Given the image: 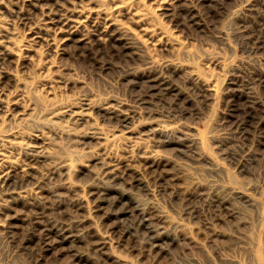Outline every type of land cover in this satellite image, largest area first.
Segmentation results:
<instances>
[{"label":"rangeland","instance_id":"obj_1","mask_svg":"<svg viewBox=\"0 0 264 264\" xmlns=\"http://www.w3.org/2000/svg\"><path fill=\"white\" fill-rule=\"evenodd\" d=\"M263 12L0 0V264H264Z\"/></svg>","mask_w":264,"mask_h":264},{"label":"bare ground","instance_id":"obj_2","mask_svg":"<svg viewBox=\"0 0 264 264\" xmlns=\"http://www.w3.org/2000/svg\"><path fill=\"white\" fill-rule=\"evenodd\" d=\"M36 1V0H35ZM56 1V0H55ZM207 1V0H206ZM217 1V0H216ZM260 1V0H259ZM21 2H22V0H21ZM49 2V1H48ZM211 2V1H210ZM256 3V2H255ZM262 3V2H261ZM205 4V3H204ZM257 4V3H256ZM262 5V4H261ZM255 6V5H254ZM258 6H259V4H258ZM257 6V7H258ZM14 7V6H13ZM20 8V7H19ZM26 8V7H25ZM181 8V7H180ZM259 8V7H258ZM46 10V9H45ZM47 11V10H46ZM255 11V10H254ZM27 12V11H26ZM48 12V11H47ZM253 12V11H252ZM256 12V11H255ZM262 12V11H261ZM15 13V12H14ZM13 13V14H14ZM17 13V12H16ZM70 13V12H69ZM68 13V14H69ZM104 13V12H103ZM101 11H98V12H96V14L93 16V15H90V16H88L87 18H90V19H92V20H95V26L98 28V27H100V24H97V22L99 23L101 20H103V21H107L108 20V18H107V16L105 15V14H103ZM184 13V12H183ZM257 13V12H256ZM264 13V12H263ZM263 13H261V14H263ZM194 14V13H193ZM23 15V14H22ZM252 15H254V14H252ZM27 16V15H26ZM262 16V15H261ZM23 17V16H22ZM46 17V16H45ZM254 17V16H253ZM252 17V18H253ZM259 17V16H258ZM182 18V17H181ZM189 18V17H188ZM252 18H250V19H252ZM257 19H259V18H257ZM263 19H264V17H263ZM263 19H261V20H263ZM24 20V19H23ZM27 20V19H26ZM30 20V19H29ZM45 20V19H44ZM179 20V19H178ZM181 20V19H180ZM247 21V20H246ZM251 21V20H250ZM249 22V21H248ZM23 23V22H22ZM27 23H29V22H27ZM71 23H72V25H73V27L72 28H78L77 27V25L78 24H81V22H78V21H76V20H74V19H72V16H69V17H66L65 19H62V20H58V21H55V23H54V25L55 26H58V25H62V27H64V26H68V25H71ZM192 23V22H191ZM253 23V22H252ZM260 23V22H259ZM48 24V23H47ZM247 24V23H246ZM254 24H255V21H254ZM23 25V24H22ZM53 25V24H52ZM260 25V24H259ZM262 26H263V24H261ZM251 26V25H250ZM262 26H260V27H262ZM69 27V26H68ZM111 27V26H110ZM195 27V26H194ZM197 27V26H196ZM243 27V26H242ZM112 28V27H111ZM251 28V27H250ZM253 28V27H252ZM263 28V27H262ZM36 29V28H35ZM39 29V28H38ZM241 29V28H240ZM254 29V28H253ZM44 30V29H43ZM97 30V29H96ZM99 30H101V29H99ZM248 30V29H247ZM259 30H261L260 28H259ZM112 31H113V28H112ZM252 31V30H251ZM256 31H258V29L256 28ZM33 31H31V33H32ZM45 32V31H44ZM100 32V31H99ZM245 33H246V31H244ZM243 32V33H244ZM254 32V31H253ZM258 32H260V31H258ZM262 32V31H261ZM34 33V32H33ZM98 33V32H97ZM107 33V32H106ZM111 33V32H110ZM239 33V32H238ZM250 33V32H249ZM80 34V33H79ZM246 34H248V32L246 33ZM263 34H264V31H263ZM34 35V34H33ZM45 35V34H44ZM97 35V34H96ZM101 35V34H100ZM103 35V34H102ZM238 35H241L240 33L238 34ZM244 35V34H243ZM252 35V34H251ZM257 35V34H256ZM256 35H254V37L252 38H248V39H244L245 41L243 42V41H241V42H243L244 44H245V42H246V47L247 48H253V47H255V46H257L258 44H261V41H260V39H262L261 38V35H259L258 34V36H256ZM98 36V35H97ZM106 36V35H105ZM109 36V35H108ZM253 36V35H252ZM255 36L257 37V39L255 38ZM240 37V36H239ZM238 37V38H239ZM247 38V37H246ZM264 38V37H263ZM40 39V38H39ZM69 40V39H68ZM243 40V39H242ZM257 40V41H256ZM264 40V39H263ZM112 41V40H111ZM66 42V41H65ZM113 43V42H112ZM242 43V44H243ZM111 44V43H110ZM241 44V43H240ZM241 44V45H242ZM243 44V45H244ZM263 44V43H262ZM53 45V44H52ZM240 45V46H241ZM2 47V46H1ZM244 48V47H243ZM260 48V47H259ZM1 49H3V48H1ZM26 49V48H25ZM258 49V48H257ZM256 49V50H257ZM27 50V49H26ZM243 50V49H242ZM247 50V49H246ZM260 50V49H259ZM248 51V50H247ZM247 51H246V53H247ZM7 52V51H6ZM28 52V51H27ZM113 52V51H112ZM123 52H125V51H123ZM249 52V51H248ZM255 52V51H254ZM258 52V51H257ZM259 52H261V51H259ZM87 53V52H86ZM89 54V53H88ZM252 54V53H251ZM254 54V53H253ZM262 54V53H261ZM9 55V54H8ZM6 56H7V54H6ZM9 57V56H8ZM118 57V56H117ZM10 59V58H9ZM130 59V58H129ZM6 60V59H5ZM170 71V70H169ZM252 72H254V71H252ZM258 72V71H257ZM260 72V71H259ZM261 73V72H260ZM259 73V74H260ZM174 74V73H173ZM163 75H164V73H163ZM261 75V74H260ZM172 76V75H171ZM168 77V76H167ZM248 77V76H247ZM260 77V76H259ZM154 78V77H153ZM162 80H163V78H162ZM169 80H170V78H169ZM238 80H239V78H238ZM251 80H252V78H251ZM263 80H264V78H263ZM236 82V81H235ZM250 82H252V81H250ZM254 82V81H253ZM260 82H261V78H260ZM237 83H239V82H237ZM162 84H164V82L162 81H159V82H155L154 81V84H151L152 86H150L149 87V89L150 90H153L154 88H156V87H158V86H162ZM260 84V83H259ZM262 85H263V83H262ZM261 85V86H262ZM195 86V85H194ZM245 86V85H244ZM250 86V85H249ZM251 86H252V84H251ZM163 87V86H162ZM166 87V86H165ZM205 87V86H204ZM243 87V86H242ZM253 87V86H252ZM255 87H257V86H255ZM247 88V87H246ZM254 88V87H253ZM261 88V87H260ZM196 89V88H195ZM159 90V89H158ZM247 90V89H246ZM258 90V89H257ZM248 91V90H247ZM250 91V90H249ZM256 91V90H255ZM158 92V91H157ZM160 92V91H159ZM258 92V91H257ZM143 93V92H142ZM196 93V92H195ZM203 93V92H202ZM206 93V92H205ZM240 93H242V92H240ZM148 94H150V93H148ZM199 94V93H198ZM244 94V93H243ZM250 94V93H249ZM168 95V94H167ZM203 96H204V94H202ZM227 95H229V94H227ZM233 95V94H232ZM144 96V95H143ZM262 96V95H261ZM137 97L139 98V96L137 95ZM197 97H198V95H197ZM240 97V96H239ZM257 97V96H256ZM156 98H158V97H156ZM199 98V97H198ZM201 98V97H200ZM204 98V97H203ZM202 98V99H203ZM134 99H135V97H134ZM144 99V98H143ZM142 99V100H143ZM149 100H150V98H148ZM147 99V101H149ZM205 99V98H204ZM226 99V98H225ZM229 99H231V98H229ZM254 99V98H253ZM198 100V99H197ZM249 100H252V99H249ZM258 100H260V99H258ZM146 101V100H145ZM162 101V100H161ZM176 102H177V100H175ZM246 101V100H245ZM255 101H257V100H255ZM139 102H141V101H139ZM144 102V101H143ZM179 102V101H178ZM253 102V101H252ZM204 103V102H203ZM202 103V104H203ZM232 103V102H231ZM230 103V104H231ZM259 103H260V101H259ZM262 103V102H261ZM152 104V103H151ZM174 104V103H173ZM234 104V103H233ZM247 104V103H246ZM249 104V103H248ZM177 105V104H176ZM201 105V104H200ZM250 105H251V103H250ZM178 107H179V105H178ZM177 108V107H176ZM231 108V107H230ZM234 108V107H233ZM236 108V107H235ZM258 108V107H257ZM260 108V107H259ZM178 110V109H177ZM180 110V109H179ZM112 114H113V109H110L109 110ZM174 111V110H173ZM228 112V111H227ZM233 112V111H232ZM116 113H118V111H116ZM191 113V112H190ZM111 114V115H112ZM131 114V113H130ZM247 116L245 117V119L244 120H242V122H238L237 123V127H238V129L240 130V131H245L248 127H249V124H250V122L251 123H253L254 122V120H255V118H256V115H259V117L261 118V121H259V123H255L256 125H257V129H258V131L259 132H261V133H263V131H264V111L263 112H261V111H256V112H254V111H252V110H247ZM175 115V114H174ZM131 116H132V114H131ZM78 117V116H77ZM81 117V116H80ZM107 117V116H106ZM119 117V116H118ZM105 118V117H104ZM131 119V118H130ZM227 119H229V118H227ZM237 120V119H236ZM235 121V120H234ZM127 122V115H126V117L124 116V118H123V120H122V123L123 124H125ZM233 122V121H232ZM127 124V123H126ZM227 124V123H226ZM232 124V123H231ZM259 124V125H258ZM236 127V126H235ZM228 128V127H227ZM250 128V127H249ZM258 132V133H259ZM242 133V132H241ZM240 134V133H239ZM261 135V134H260ZM238 136V135H237ZM244 136V135H243ZM247 136V135H246ZM246 138V137H245ZM249 138H250V136H249ZM166 140V139H165ZM250 146V145H249ZM32 159V158H31ZM13 168V167H12ZM9 169V168H8ZM67 170V169H66ZM13 171V170H12ZM17 171V170H16ZM14 172V171H13ZM15 174V173H14ZM67 174V173H66ZM98 176V175H97ZM105 176L108 178V179H113V171H109V172H106L105 173ZM13 178H15V177H13ZM29 180V179H28ZM106 180V179H105ZM10 181H9V172H6L5 170H2V169H0V188L1 189H4V187H7V192H9L10 191V183H9ZM19 183V182H18ZM24 183V182H23ZM100 183V182H99ZM111 184V183H110ZM19 185V184H18ZM109 185V184H108ZM112 187V186H111ZM25 188V187H24ZM12 189V188H11ZM20 190V189H19ZM105 190V189H104ZM4 192V191H3ZM100 192V191H99ZM126 193V192H125ZM3 195V194H2ZM103 197V196H102ZM108 204V203H107ZM221 204V203H220ZM73 205V204H72ZM213 208V207H212ZM216 208V207H215ZM55 209V208H54ZM56 210V209H55ZM50 212H53V211H50ZM148 214V213H147ZM154 214V213H153ZM152 214V215H153ZM53 215V214H52ZM58 215V214H57ZM149 216V215H148ZM51 217V216H50ZM142 217V216H141ZM60 218V217H59ZM58 218V219H59ZM53 220H54V217L52 218ZM66 219V218H65ZM36 220V219H35ZM60 220V219H59ZM52 221V220H51ZM140 221V220H139ZM151 221V220H150ZM155 221V220H154ZM156 222V221H155ZM54 223H57V222H54ZM53 223V224H54ZM143 225V234L146 236V239L147 238H155V236H156V227H154V226H152L151 224H149V223H147V222H145V223H143L142 224ZM34 226V225H33ZM50 226V225H49ZM62 226V225H61ZM71 226V225H70ZM70 226H68V227H70ZM56 227H57V225H56ZM55 227V228H56ZM58 227H59V225H58ZM73 227V226H72ZM46 228V227H45ZM50 228H52V227H50ZM54 228V229H55ZM65 228H66V226H65ZM64 228V229H65ZM63 229V228H62ZM61 229V230H62ZM63 229V230H64ZM39 231H40V228H39ZM52 231V230H51ZM68 231V230H67ZM71 231V230H70ZM36 232V231H35ZM55 232V231H54ZM60 232V231H59ZM62 232V231H61ZM72 232V231H71ZM46 233V232H45ZM64 233V232H63ZM10 234V233H9ZM49 234V233H48ZM65 234V233H64ZM71 234V233H70ZM51 235V234H50ZM69 235V234H68ZM73 235V234H72ZM74 236V235H73ZM30 237V236H29ZM34 237V236H33ZM36 237V236H35ZM38 237V236H37ZM47 237H48V235H47ZM28 238V237H27ZM32 238V237H31ZM76 238V237H75ZM63 239H64V237H63ZM62 239V240H63ZM74 239V238H73ZM44 240V239H43ZM42 240V241H43ZM26 241H28V239L26 240ZM38 241V240H37ZM40 241V240H39ZM79 241V240H78ZM154 243V242H153ZM24 244V243H23ZM100 246V245H99ZM102 246V245H101ZM104 246V245H103ZM102 246V247H103ZM98 248V247H97Z\"/></svg>","mask_w":264,"mask_h":264}]
</instances>
